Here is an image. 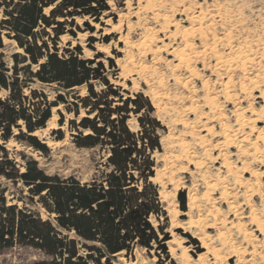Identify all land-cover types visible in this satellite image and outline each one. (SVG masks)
Masks as SVG:
<instances>
[{
	"label": "rangeland",
	"instance_id": "374dc122",
	"mask_svg": "<svg viewBox=\"0 0 264 264\" xmlns=\"http://www.w3.org/2000/svg\"><path fill=\"white\" fill-rule=\"evenodd\" d=\"M104 1L109 11L102 14L99 22L76 18L73 23L68 20L60 28L64 34L56 41L58 55L61 56L64 49L76 46L80 48L83 59L92 60L100 55L101 58L95 62L103 65L109 83L120 89L123 99L133 98L138 93L148 99L153 109L152 116L164 129L157 131L161 152L152 154L155 172L150 182L157 187L158 196L159 192H163L168 198L166 204L160 201L166 220L160 218L158 223L154 217L149 218L156 231L160 226L167 235L165 246L168 255L135 248L132 256L125 257L122 253L112 263L181 264L179 256L183 250H188L190 258L196 262L198 255L204 252L196 238L207 234L216 239L218 234H223L226 243H215L222 264H264V234L255 231L251 222L244 218L253 210L264 227V146L257 142L259 151L256 156L260 157V163L250 156L253 152L251 144L257 141L256 132L264 131V121L255 128L252 122L253 112L264 113V100L260 98L264 93V0H156L151 10L145 7L147 0ZM51 9H45L44 14L48 15ZM153 14H158V19H154ZM196 16L203 17L200 33L195 30L200 28L199 24L192 22ZM162 17L169 24L164 25ZM2 18L0 11V20ZM85 21L92 30L84 25ZM114 26L117 28L113 29ZM187 28L194 30L190 31L189 34H193L189 40L194 48L190 66L195 70V75H190L183 67H177L171 54L174 49L182 48L178 32ZM70 31L75 37L69 34ZM47 32L53 37L50 30ZM4 34L0 61L10 69L11 56L22 54V51ZM38 37L46 39L42 32H38ZM122 38H128L131 47L119 42ZM46 41L51 47L49 39ZM101 46L108 49L107 54L97 50ZM146 47L152 50L160 47L161 50L153 56ZM214 51L219 56L214 55ZM239 51H243L241 59L238 58ZM109 60L115 68H109ZM31 70L34 72L37 67L33 66ZM20 77L24 81V74L20 73ZM251 80L255 81L251 83ZM227 82L230 100H226L222 93L223 85ZM92 85L95 92L105 89L99 82H92ZM242 86L244 90H241ZM30 89L42 93L49 103H55L58 95L68 104L74 103L78 96L83 98L87 95L85 86L63 91L55 84L34 82ZM23 92L29 94L27 89ZM5 96V92H0V98L4 99ZM209 101H212V105L207 103ZM65 108L63 104L52 107L51 118L45 128L32 135L45 145L48 152L41 153L21 139L12 138L5 145L0 141L6 151L5 155L0 152L1 162L10 160L15 169L23 173V158H26L34 160L47 175L74 176L82 183L94 176L99 178L103 168H99L100 172L96 169L104 154L96 149L76 148L72 142V135L76 133L69 129V121L77 124L85 114L80 109L79 117L75 118ZM68 108L75 110L73 105ZM59 113L63 117L61 126L58 125ZM238 117L245 120L242 126L237 122ZM126 125L133 133L139 131L132 114H129ZM223 125L231 131L232 144L229 146L219 144L223 140ZM209 128L213 129V134L206 132ZM57 130L62 133V140L55 139L58 134H51ZM12 132L13 136L18 135L17 130ZM201 137L205 140L202 145L198 141ZM182 143L185 149L181 148ZM224 160L236 168L238 181L225 171ZM243 164L247 165V170H244ZM253 170L257 175L255 177L250 172ZM208 183H215V188L209 189ZM223 190L227 191L226 199L220 198ZM178 192L185 194V211L181 210ZM191 196L195 198L192 207L189 205ZM0 197L5 198L7 206L26 208L38 213L42 220L52 218L40 206L37 198L31 199L27 188L18 180L14 182L1 176ZM230 204L239 208L243 218L234 215ZM214 219L217 225L212 224ZM219 219L230 225L220 227ZM190 221L200 224L189 226ZM237 225L243 228L241 232L234 228ZM178 226L183 229L176 228ZM244 231L248 234V240L243 238ZM158 236L162 238L159 232ZM171 241L180 245L171 244ZM235 251L239 253L240 260ZM40 259L41 255L29 248L16 246L0 251V264H29ZM210 263L211 257L208 256L203 263L197 264Z\"/></svg>",
	"mask_w": 264,
	"mask_h": 264
},
{
	"label": "trees",
	"instance_id": "16d2710c",
	"mask_svg": "<svg viewBox=\"0 0 264 264\" xmlns=\"http://www.w3.org/2000/svg\"><path fill=\"white\" fill-rule=\"evenodd\" d=\"M49 8L52 9L45 15L44 10ZM0 11V49L4 32L22 51L11 56L10 69L0 61V92L6 93L4 99L0 98L2 145L12 138L21 139L36 151L48 152L32 134L45 128L52 107L63 104L75 118L80 109L85 114L77 124L69 121V129L76 133L72 135L74 146L104 154L96 169L100 172L99 168H103L100 177L84 183L74 176L47 175L34 160L26 158L24 172L19 173L10 160L1 162L0 158V177L20 181L31 199L37 198L52 217L42 220L38 213L26 208L7 206L5 198L0 197V251L19 246L38 252L41 259L29 264H113L116 256H132L135 248L167 256V235L158 226L162 235L159 239L149 222L154 217L160 223V218L166 220V214L157 187L150 182L155 172L152 154L161 152L157 131L164 129L152 116L148 99L140 93L123 99L120 89L109 83L103 65L95 62L100 55L83 59L76 46L64 49L59 56L56 48L58 37L64 34L60 28L68 20L73 23L76 18H89L99 22L102 14L109 11L105 1L0 0ZM84 25L92 30L86 21ZM38 32L49 39L51 47L46 39L38 37ZM69 34L75 37L73 32ZM33 66L37 67L34 72ZM108 66L115 68L111 60ZM34 82L55 84L63 91L85 86L87 95L69 104L58 95L55 103H49L42 93L30 89ZM92 82H99L105 89L95 92ZM70 105L75 110H70ZM129 114L136 118L137 133L126 125ZM59 116L61 126L63 117ZM14 129L17 136H13ZM51 134H58L56 140L63 138L60 130ZM2 145L0 152L5 155ZM177 198L185 211L184 192H178Z\"/></svg>",
	"mask_w": 264,
	"mask_h": 264
},
{
	"label": "bare ground",
	"instance_id": "6f19581e",
	"mask_svg": "<svg viewBox=\"0 0 264 264\" xmlns=\"http://www.w3.org/2000/svg\"><path fill=\"white\" fill-rule=\"evenodd\" d=\"M155 3H156V0H147L146 2V8L151 10L154 6H155ZM159 15L158 14H153V18L154 19H158ZM162 21L164 23V25L166 24H169L167 22V19L162 17ZM194 18V17H193ZM169 21V20H168ZM192 22H197L199 24V27L200 28H196L195 30H197L198 32L197 33H200L201 32V26H203V17L201 16H196L194 18V20H192ZM117 27L114 26L113 29H116ZM163 28H166L165 26H163ZM100 29V28H98ZM203 29V28H202ZM178 31V27L176 29ZM193 28H187V29H183L182 31H179V35H180V38L182 40V48L181 49H174L171 54L172 56L174 57V59L176 60V66L177 67H183L185 68L184 70H186L190 75H195V70L191 68L190 66V63L192 61V58H193V54H194V48H193V44L190 42L189 38L191 37V34L190 31H192ZM194 31V30H193ZM204 34V33H203ZM104 35H108V33H104ZM149 35H151V33H149ZM148 35V36H149ZM200 36V35H199ZM203 36V35H202ZM200 38H203L204 37H200ZM215 38V37H214ZM213 38V39H214ZM123 40H120L119 42L121 43H124L125 47H131V43L130 41L128 40V38H122ZM149 40V38H148ZM202 40V39H201ZM142 44V43H141ZM147 44V43H146ZM146 44H144L146 46ZM143 45V44H142ZM140 47V46H139ZM143 47V46H142ZM149 51V53H151L153 56H156L158 55V53L160 52V47H157L155 49H151L150 47H146ZM208 48V47H207ZM145 49V48H144ZM143 49V50H144ZM209 49V48H208ZM99 52L101 53H104V54H107L108 53V49L106 47H99L97 49ZM126 50V49H125ZM146 50V49H145ZM146 52V51H144ZM243 52V51H242ZM242 52L239 51L237 54H238V58L241 59L242 57ZM217 54L215 51H214V55ZM244 54V53H243ZM218 55V54H217ZM219 56V55H218ZM244 57V56H243ZM195 58V57H194ZM236 58V57H235ZM245 58H247L245 56ZM244 58V59H245ZM218 60H220V58H217ZM230 60V59H229ZM239 60V59H238ZM231 61V60H230ZM233 61V60H232ZM240 61V60H239ZM244 61V60H243ZM118 62V61H117ZM221 62V61H220ZM234 63V62H233ZM240 63V62H239ZM227 66V65H226ZM244 66V65H243ZM236 67V66H235ZM241 67V66H240ZM242 68V67H241ZM255 81V80H254ZM253 80H251V83L254 82ZM229 82L225 83L223 85V95L225 97L226 100H230V93H229ZM241 90H244V86L241 87ZM261 99L264 100V93H261V96H260ZM209 105H212V101H209L207 102ZM252 116L254 117L253 119V127L255 128V126L258 124V123H261L264 121V113L263 111H260V112H253L252 113ZM240 117V116H239ZM238 117V120L237 122L239 123L240 126H242L244 123H245V120H241V118ZM206 130V129H205ZM208 134H213V129L212 128H209L207 129L206 131ZM37 133V131L35 133H33L32 135H35ZM231 131H229L228 127L226 125H223L222 126V142L219 143L221 146H229L232 144V139H231ZM256 140L255 142H253L251 144V148H252V153H250V156H252L254 158L255 161H257L258 163L261 162L260 160V157L256 156V153L259 151V147H258V144L257 142H260L263 146H264V131L263 130H259L256 132ZM199 144H203L204 143V138L201 137L199 138ZM181 145V148L182 149H185V145L182 143L180 144ZM198 167H201L200 163H197ZM223 168L225 169V171L229 174V175H234L235 176V181H238V177L236 174V168L232 165L231 162H229L228 160H224L223 161ZM243 168L244 170H247V165L243 164ZM251 172V175L252 176H257L255 171H250ZM241 182V181H240ZM239 182V183H240ZM248 186V185H246ZM207 187L209 189H214L215 188V183H208L207 184ZM227 197V191L226 190H223L221 193H220V198L221 199H226ZM159 199L161 201V203L163 204H166L167 203V195H165V193L163 192H159ZM189 205L192 207L195 205V198H193L192 196L190 197L189 199ZM188 205V206H189ZM230 209L233 211L234 215L237 217L238 215H240L241 217V213H239V208L237 209L236 207H233L231 204L229 205ZM243 214V213H242ZM243 218V217H241ZM246 219L249 220V222H251L250 224L253 225L255 227V231H258L260 234H264V227L260 221V219L258 218L257 214L254 213V211L252 210L250 215L247 216V217H244ZM220 220V219H219ZM217 220L214 219V222L212 223L213 225H217L218 223H216ZM199 222L195 221H190L189 223V226L190 225H194V224H198ZM220 227H225L226 225H230L229 223H227L225 220H220ZM200 224V223H199ZM198 227V226H197ZM217 227V226H216ZM215 227V228H216ZM176 228H182L180 226L176 227ZM234 228H237V231L241 232L243 228H241L240 225H237L236 227ZM183 229V228H182ZM243 238L244 239H249L248 237V234H246V231L243 232ZM198 240V242L200 243V248L202 250H204L203 253L199 254L198 255V258L196 259V262L192 261V259L190 258L189 254H188V250L185 251L183 250L179 256V260L181 262V264H197L198 262L199 263H203V261H205V259H207L208 256L211 257V263L210 264H222V260H221V257H220V254H219V249L216 248L215 246V243L218 241V242H222V243H226L227 239L225 237V235L223 234H218L216 239H213L211 237H209L207 234H204L202 235L201 237H198L196 238ZM176 241H171V244H177L178 246L180 245L179 242H176ZM235 255L237 257H239L238 260H240V256H239V253L235 251Z\"/></svg>",
	"mask_w": 264,
	"mask_h": 264
}]
</instances>
